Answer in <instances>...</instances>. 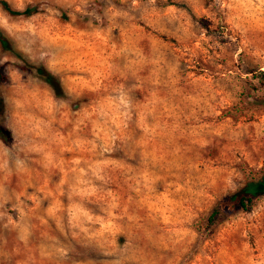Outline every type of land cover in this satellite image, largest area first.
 <instances>
[{"label":"rangeland","instance_id":"obj_1","mask_svg":"<svg viewBox=\"0 0 264 264\" xmlns=\"http://www.w3.org/2000/svg\"><path fill=\"white\" fill-rule=\"evenodd\" d=\"M1 1L0 264H264V0Z\"/></svg>","mask_w":264,"mask_h":264},{"label":"trees","instance_id":"obj_2","mask_svg":"<svg viewBox=\"0 0 264 264\" xmlns=\"http://www.w3.org/2000/svg\"><path fill=\"white\" fill-rule=\"evenodd\" d=\"M1 8L6 11L10 15L19 16V15H28L29 9L25 8L22 11H11L7 4L3 1L0 2ZM0 48L8 49V44L6 39L0 33ZM36 72L42 76H44L45 82L53 89L55 92L58 89V85L51 78V76L44 71L43 69H36ZM264 195V176H262L257 181H250L245 183L235 192H232L226 196H224L221 200H219L212 210L210 211L206 224L210 225L217 218H223L233 214L234 212L241 210L246 211L248 205L252 202V200Z\"/></svg>","mask_w":264,"mask_h":264}]
</instances>
